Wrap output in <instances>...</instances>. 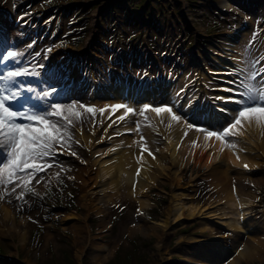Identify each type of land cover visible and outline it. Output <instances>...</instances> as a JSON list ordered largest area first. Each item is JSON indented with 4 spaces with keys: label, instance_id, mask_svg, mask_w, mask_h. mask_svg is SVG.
Returning <instances> with one entry per match:
<instances>
[{
    "label": "snow or ice",
    "instance_id": "6c2138e0",
    "mask_svg": "<svg viewBox=\"0 0 264 264\" xmlns=\"http://www.w3.org/2000/svg\"><path fill=\"white\" fill-rule=\"evenodd\" d=\"M22 56L14 48L0 46V157L3 158L0 162V186L6 190L11 186V191L6 193L8 195L21 188L17 200H22L26 192L32 191L29 185L33 179L53 166L57 149L64 148L71 140L69 129L73 117L77 120L80 118L79 112H73L74 102H60L54 87L49 85L41 92L36 91L32 81L40 76L37 71L39 65L33 67L25 64ZM240 71L244 76L239 82H231L237 87L230 90L233 95L227 98L238 107L226 121V126L217 130H201L205 133V140L215 137L231 148L236 147L231 139L243 134L244 127L250 123V116L254 117L256 123L264 124V68L256 69L253 64L251 70ZM258 74L261 75L259 81L256 79ZM81 107L95 115L94 108ZM173 107L145 104L142 109H134L116 104L112 106V111L124 109V114L116 118L120 122H125L130 115L146 116L145 110L149 109L158 116L167 113L172 121H180L181 117L173 112ZM139 129L140 124L136 121V128L130 131ZM71 155L75 156L76 153L72 152ZM36 183L39 184L40 180L37 179Z\"/></svg>",
    "mask_w": 264,
    "mask_h": 264
},
{
    "label": "bare ground",
    "instance_id": "6f19581e",
    "mask_svg": "<svg viewBox=\"0 0 264 264\" xmlns=\"http://www.w3.org/2000/svg\"><path fill=\"white\" fill-rule=\"evenodd\" d=\"M124 103H121V102ZM129 104L126 97L123 95L122 97L118 98L114 105L116 104ZM124 110V109H122ZM245 144L238 142V146L244 150L247 151V153L240 156V162L235 163L233 161L232 155L230 153L224 152V151H218L216 149H211L206 157L203 155L198 156L196 158V163H200V165H204L205 167L209 166L211 164L210 173L207 174L208 178L214 179V180H222L230 182L231 180H237L240 178V176L243 174V171L239 169V164L242 162V164L251 166L254 164L256 167H258V163L263 161L264 162V135L261 138H258L255 134H251L250 136H246L244 138ZM210 141L203 140L199 143H196L193 147V149L196 148H202L205 145H208ZM168 150V156L165 157L168 161H170L171 164L174 166H177L180 164L182 160L181 153L176 154L173 151V145H169L166 148ZM259 153V154H258ZM114 158V157H113ZM207 163V164H206ZM230 163L233 165V167H230ZM104 165H101L103 170H100V172H104L105 177L107 180L105 181V185L111 189H115L118 186V179H119V168L115 167L113 169L104 168ZM249 173V172H248ZM126 183H131V174H128L126 177ZM137 184H141L140 175L138 178ZM224 206V209H228L229 207L233 206L235 207L233 201L229 200L226 201ZM173 209H169L168 213H171L172 211H176V218L180 216V206L179 205H173ZM192 215V212L188 213V216ZM228 226L236 227L235 222H231ZM100 251L105 250V247L99 249Z\"/></svg>",
    "mask_w": 264,
    "mask_h": 264
},
{
    "label": "rangeland",
    "instance_id": "374dc122",
    "mask_svg": "<svg viewBox=\"0 0 264 264\" xmlns=\"http://www.w3.org/2000/svg\"><path fill=\"white\" fill-rule=\"evenodd\" d=\"M197 13L199 12V11H196ZM197 13H195V14H197ZM89 14H91V13H89ZM210 14H211V11H206L205 12V15L203 16L204 18L205 17H208V16H210ZM88 16V19H90L91 17L89 16V15H87ZM160 20H162V22H163V24H164V26H165V29H170L171 28V22H170V19L168 18V17H166V16H163V18H160ZM92 24V23H91ZM209 31V30H208ZM208 31H206L205 33H203V34H209L208 33ZM215 32H217V30L216 29H213V30H211V34L212 33H215ZM119 40H121V39H119ZM122 41V40H121ZM196 41H197V43L198 44H203V43H205V41H206V43H208L207 41V38L206 37H200V39H198V38H196ZM183 47H184V50L185 51H187V50H189V48H188V46H187V42L185 41L184 43H183ZM199 49H201V48H199ZM181 182H183V184H190V188L192 189L193 188V186H192V184H193V181H191L190 179H188L187 181L186 180H184V179H182L181 180ZM159 184H162V182L161 181H159ZM191 194H192V192H191ZM165 197H167V196H165ZM187 201H188V199H187ZM186 201V202H187ZM186 249H187V247H186V245L182 248V251L184 252L183 254H185L186 253ZM98 251H100V250H98Z\"/></svg>",
    "mask_w": 264,
    "mask_h": 264
}]
</instances>
